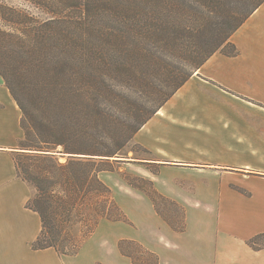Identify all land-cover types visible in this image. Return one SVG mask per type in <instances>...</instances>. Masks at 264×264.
I'll return each instance as SVG.
<instances>
[{
  "label": "trees",
  "instance_id": "16d2710c",
  "mask_svg": "<svg viewBox=\"0 0 264 264\" xmlns=\"http://www.w3.org/2000/svg\"><path fill=\"white\" fill-rule=\"evenodd\" d=\"M263 3L264 0H0V50L10 49L7 53L21 60L24 56L45 60L46 74L37 80L16 79L0 70L21 112L24 140L20 147L26 152L23 156L31 158V172L23 180L36 191L34 206L28 202V208L39 215L42 223L41 233L32 245L34 250L52 248L58 255L72 256L101 220L130 225L98 174L112 171L114 163L127 158L121 152L133 136L214 53L238 54L229 39ZM183 15L196 18L197 23L208 22L206 31L200 34L185 63L163 73L161 70L157 84L149 86L148 71L160 65L155 54L141 45L168 43L171 30L181 26L178 22ZM2 29L18 32L25 39ZM34 67L42 70L39 62ZM140 88L144 94L140 101L130 100L125 94ZM28 95L34 96L38 117L28 109L24 98ZM116 113L122 118H115ZM74 143L76 149L72 148ZM57 155L67 156L66 161L60 163ZM16 165L18 169V159ZM124 180L146 195L173 231H184V223L175 227L159 212L156 199H165L150 181L151 191L147 192L133 181L144 180ZM53 187L59 188L57 194L50 192ZM73 218L92 224L77 239L65 230ZM261 238L264 234L250 239L248 245L256 249V241ZM117 247L130 264H158L157 256L136 241L120 240Z\"/></svg>",
  "mask_w": 264,
  "mask_h": 264
},
{
  "label": "crops",
  "instance_id": "0c3cea01",
  "mask_svg": "<svg viewBox=\"0 0 264 264\" xmlns=\"http://www.w3.org/2000/svg\"><path fill=\"white\" fill-rule=\"evenodd\" d=\"M229 41L238 54L214 53L130 141L149 159L126 164L184 208V231L170 229L143 193L99 173L130 225L101 220L72 256L32 248L42 223L16 165L26 155L21 112L0 76V264H130L120 240L158 264H264V246L248 245L264 234V3Z\"/></svg>",
  "mask_w": 264,
  "mask_h": 264
},
{
  "label": "rangeland",
  "instance_id": "374dc122",
  "mask_svg": "<svg viewBox=\"0 0 264 264\" xmlns=\"http://www.w3.org/2000/svg\"><path fill=\"white\" fill-rule=\"evenodd\" d=\"M19 8H23V6L19 5ZM185 16V17H184ZM184 17V18H183ZM189 17L188 19H185ZM40 19H43V16L39 15ZM179 26L182 28L184 27L183 31H180V27L178 28V25L174 27V29L170 32V39L168 43L164 42H153V43H144L143 47L148 52L155 54L158 63L159 68H157L155 71H148L147 74H150L149 81L147 82L149 86H153L157 84V80L159 79L158 75L165 72L166 70H173V68L183 64L188 60L189 54L192 50V47L195 45L196 42H198L201 38L203 31H206V26L208 22L205 23V20H201L200 23L196 22V18H191L189 15H183L179 19ZM8 33H11L13 36H19L25 39L22 34H19L18 32H12L10 30H4ZM171 41V42H170ZM28 45V43H27ZM14 48V46H12ZM10 51L8 50H0V70L5 71L9 73V76H12L16 79H27V80H37L40 79L43 75L46 74L45 71V65L43 64L45 60H29L27 57H23V59H18L13 53H7ZM225 51H229V49H225ZM137 57H133L132 59H136ZM48 61V60H46ZM116 61V60H114ZM40 63L42 65V70L37 69L34 67L37 63ZM133 62H140L138 60H133ZM29 63L31 66H28ZM146 74V75H147ZM122 76V75H121ZM123 77V76H122ZM118 78V77H117ZM26 80V82H28ZM125 94L129 97L130 100H138L140 101L143 97L142 89L140 88V91H135L134 89L130 91H125ZM24 97V96H23ZM26 102L28 105V109L35 115L39 116L40 112L37 110V105L34 102V96L31 97L30 95L25 96ZM185 100L182 101V104H185ZM160 116H164V110L160 109ZM115 118L119 119L122 118L120 113L115 114ZM115 122V120H114ZM71 146V145H69ZM230 150H233V146H228ZM73 149L77 148V144L74 143L72 145ZM113 148V147H112ZM60 150V148H58ZM122 156L127 158H121L123 162H118L113 164L112 171H106V172H100V174L103 173L102 178L110 184H115L118 187L123 186L124 184H127L124 180L126 177H137L144 182L133 180L138 186L141 187V189H144L147 192L151 191V186L147 181V179L138 177L134 173H132L133 167L126 164V160L129 158L132 159H149L147 152L140 148L139 146H136L134 144L129 143L123 150H122ZM58 160L60 163H64L67 159V156L60 157L57 155ZM31 158H28L26 156H22L18 158V173L22 179L25 180L27 178V175L31 172L30 170V162ZM39 167L42 169V165H39ZM147 169H149L152 172L156 171V167L154 166H145ZM108 186V185H107ZM59 191V188L53 187L50 188V192L53 194H57ZM116 191V190H114ZM239 191V190H238ZM36 193V191H35ZM34 193V196H35ZM142 193V192H141ZM245 194V192H242ZM114 194V192H113ZM144 194V193H143ZM145 195V194H144ZM33 196V198H34ZM146 196V195H145ZM165 200H159L156 199V204L159 212L175 227H181V225L184 223V208L173 201L172 199H169L165 196H163ZM33 198L30 199L29 205L34 206ZM164 220V219H163ZM87 224V225H86ZM86 224L80 223L76 218H73L70 223H68L65 226V230L70 233L73 237L80 238L82 237L86 231L87 227L90 228L92 225L91 222H87ZM124 227H129L128 224L120 223ZM86 225V226H85ZM169 226V225H168ZM170 227V226H169ZM170 229H172L170 227ZM264 246V238H261L256 241V247Z\"/></svg>",
  "mask_w": 264,
  "mask_h": 264
},
{
  "label": "bare ground",
  "instance_id": "6f19581e",
  "mask_svg": "<svg viewBox=\"0 0 264 264\" xmlns=\"http://www.w3.org/2000/svg\"><path fill=\"white\" fill-rule=\"evenodd\" d=\"M160 111H161V110H159V111L157 112V114H159V113H160Z\"/></svg>",
  "mask_w": 264,
  "mask_h": 264
}]
</instances>
